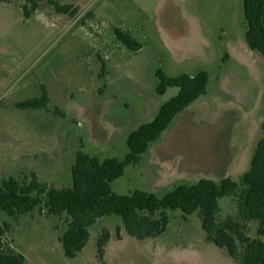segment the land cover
<instances>
[{
	"label": "rangeland",
	"instance_id": "1",
	"mask_svg": "<svg viewBox=\"0 0 264 264\" xmlns=\"http://www.w3.org/2000/svg\"><path fill=\"white\" fill-rule=\"evenodd\" d=\"M59 1L76 14L43 3L26 19L23 0H0V182L15 177L26 184L35 174L48 188L65 189L78 152L123 160L128 135L178 92L157 93L158 69L170 77L207 71V94L176 117L137 166L126 168L113 190L162 196L203 178L241 179L264 137V56L246 44L243 0ZM117 30L139 50H129ZM44 88L46 108L18 107ZM219 204L220 219L238 216L234 197ZM168 214L167 231L145 241L129 237L119 216L100 218L74 259L61 242L67 214L0 213V223L10 226L5 245L25 264H238L207 241L197 214ZM248 227L256 238L258 224ZM104 228L112 242L101 260Z\"/></svg>",
	"mask_w": 264,
	"mask_h": 264
},
{
	"label": "trees",
	"instance_id": "2",
	"mask_svg": "<svg viewBox=\"0 0 264 264\" xmlns=\"http://www.w3.org/2000/svg\"><path fill=\"white\" fill-rule=\"evenodd\" d=\"M23 1L26 19H30L43 3L52 6L58 14L74 15L77 12L72 5H64L59 0ZM243 9L246 44L264 56V0H243ZM116 35L131 51L141 47L129 34L117 30ZM156 75L159 95H164L171 87L177 88L178 92L159 108L153 119L128 135L129 152L123 160H101L80 151L71 169L72 186L65 189L48 188L35 174L26 184L15 177L3 179L0 182V213L18 218L39 208L48 216L67 214L68 227L61 242L65 256L74 259L88 245L91 227L100 218L119 216L127 235L145 241L163 235L170 224L168 212L180 210L184 216L197 214L207 241L226 250L238 264H264V137L257 143L249 170L239 181L229 177L220 182L203 178L195 184H178L162 196L141 190L120 195L113 190V183L125 174L126 168L137 166L176 117L207 94L210 80L207 71L170 77L158 69ZM48 102L44 88L42 96L21 102L18 107L44 109ZM224 197L236 199V218L220 219L219 200ZM251 222L258 224L256 238L249 235L248 224ZM9 227L8 223H0V264H25L24 255L5 245L3 237ZM121 231L122 228L117 227L119 240ZM110 239L109 230L104 228L97 240V254L101 260L105 258Z\"/></svg>",
	"mask_w": 264,
	"mask_h": 264
},
{
	"label": "crops",
	"instance_id": "3",
	"mask_svg": "<svg viewBox=\"0 0 264 264\" xmlns=\"http://www.w3.org/2000/svg\"><path fill=\"white\" fill-rule=\"evenodd\" d=\"M39 11V10H38ZM35 15V14H34ZM129 236V235H128ZM130 237V236H129ZM133 239V238H132ZM111 240V239H110ZM125 240V239H124ZM121 241H123L122 239H121ZM109 242H112V241H109ZM109 244H111V243H109ZM105 250H106V248H105ZM106 255V254H105Z\"/></svg>",
	"mask_w": 264,
	"mask_h": 264
}]
</instances>
